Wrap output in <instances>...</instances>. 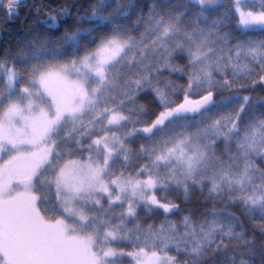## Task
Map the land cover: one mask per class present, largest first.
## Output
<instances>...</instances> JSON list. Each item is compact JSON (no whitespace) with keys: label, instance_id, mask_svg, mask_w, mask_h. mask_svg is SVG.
<instances>
[{"label":"snow or ice","instance_id":"6c2138e0","mask_svg":"<svg viewBox=\"0 0 264 264\" xmlns=\"http://www.w3.org/2000/svg\"><path fill=\"white\" fill-rule=\"evenodd\" d=\"M0 264H264V0H0Z\"/></svg>","mask_w":264,"mask_h":264},{"label":"rangeland","instance_id":"374dc122","mask_svg":"<svg viewBox=\"0 0 264 264\" xmlns=\"http://www.w3.org/2000/svg\"><path fill=\"white\" fill-rule=\"evenodd\" d=\"M61 239L72 252H75L77 248V241L75 240V238L72 236L71 233H69L68 236L63 237Z\"/></svg>","mask_w":264,"mask_h":264}]
</instances>
